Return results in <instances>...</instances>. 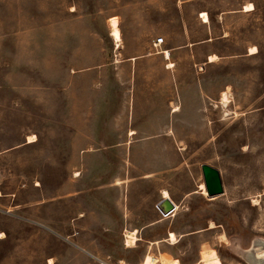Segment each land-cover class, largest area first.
Wrapping results in <instances>:
<instances>
[{"label": "rangeland", "instance_id": "1", "mask_svg": "<svg viewBox=\"0 0 264 264\" xmlns=\"http://www.w3.org/2000/svg\"><path fill=\"white\" fill-rule=\"evenodd\" d=\"M0 232V264H264V0H0Z\"/></svg>", "mask_w": 264, "mask_h": 264}, {"label": "bare ground", "instance_id": "2", "mask_svg": "<svg viewBox=\"0 0 264 264\" xmlns=\"http://www.w3.org/2000/svg\"><path fill=\"white\" fill-rule=\"evenodd\" d=\"M252 10H253V5L252 4H247L246 6H244V11L243 12H250ZM201 18L203 19L204 23H207L209 21L208 20V15L206 13H202L201 14ZM107 23H108L110 38L116 44V47L118 49L119 46H120L119 43H121V32H120V28H119V21H118L117 18H112V19L108 20ZM249 51H250V54H255L256 53V48L252 47ZM161 53L164 55V57L167 60L169 59V51L164 50ZM216 60H218V57L216 55H210L208 57V63H213ZM172 67H173V64H171V63L167 66V68H172ZM221 102L223 104L227 103V95L225 93H223L221 95ZM177 111H178V108L175 107L173 112H177ZM131 134H133V132ZM27 139H28V141H27L28 143L35 142L34 136H29V138H27ZM200 190H201V194L204 197H206L208 200H212V199L216 198V197L209 198L207 196L204 184H201ZM161 197H162V199L170 200L171 203L173 202L171 200L167 190H162L161 191ZM173 205H174V209H173L174 212L173 211H172L173 213L171 212L172 213L171 216H175V212L178 209V206L175 203ZM163 215H165V214H163ZM213 228H214V224L210 223V226H209L208 229L212 230ZM124 235H125V242L127 244H130V245L133 244L134 245L136 243L137 237H136V235L134 233L126 231ZM168 237L169 238L167 240H165V241H169V243L170 242L171 243H175L177 241V238H176V236H175V234L173 232H169ZM159 243H160V241H156L153 244H157L158 245ZM207 247L208 246H206V247L204 246L203 249L201 250L199 261L196 262V264H222V262H221V260L219 258V255L217 254L216 250L210 249V248H207ZM254 257L256 259H263L264 258V251L255 252ZM142 264H155V258L152 257L151 255H147V256L144 257Z\"/></svg>", "mask_w": 264, "mask_h": 264}, {"label": "water", "instance_id": "3", "mask_svg": "<svg viewBox=\"0 0 264 264\" xmlns=\"http://www.w3.org/2000/svg\"><path fill=\"white\" fill-rule=\"evenodd\" d=\"M201 172L207 196L212 198L221 195L223 193V185L220 172L216 168L207 164L201 165ZM157 208L163 214H167L173 211L174 205L170 200L162 199L158 203Z\"/></svg>", "mask_w": 264, "mask_h": 264}, {"label": "crops", "instance_id": "4", "mask_svg": "<svg viewBox=\"0 0 264 264\" xmlns=\"http://www.w3.org/2000/svg\"><path fill=\"white\" fill-rule=\"evenodd\" d=\"M167 51H169V58H170V50H167ZM162 55H163V54H162ZM165 59H166V58H165ZM172 203L174 204V202H172ZM173 212H174V211H173ZM173 212H172V213H173ZM172 213H171V214H172ZM171 214H170V215H171ZM135 232H136V231H135ZM169 232H172V231H169ZM169 232L167 233V237L163 239L164 241L167 240V239L169 238V237H168ZM0 233H1V232H0ZM2 233H3V232H2ZM173 233H174V232H173ZM175 235H176V234H175ZM176 236H177V235H176ZM180 236H182V235H180ZM180 236H179V237L177 236V238L179 239ZM137 240H139V239H137ZM163 240H161V241H163ZM152 242H156V241H152ZM152 242H148V244H149V243H152ZM178 242H179V241H178ZM160 243H164V242H160ZM160 243H159V244H160ZM165 243L169 245V243H167V241H166ZM159 244H158V245H159ZM155 245H157V244H155ZM174 245H175V244H174Z\"/></svg>", "mask_w": 264, "mask_h": 264}, {"label": "built area", "instance_id": "5", "mask_svg": "<svg viewBox=\"0 0 264 264\" xmlns=\"http://www.w3.org/2000/svg\"><path fill=\"white\" fill-rule=\"evenodd\" d=\"M163 43V39L162 38H159L156 40V42H154V47L157 48L159 47L161 44ZM123 237H124V243H125V235L123 234ZM138 242V241H136Z\"/></svg>", "mask_w": 264, "mask_h": 264}]
</instances>
